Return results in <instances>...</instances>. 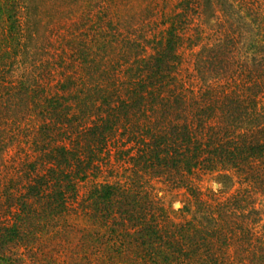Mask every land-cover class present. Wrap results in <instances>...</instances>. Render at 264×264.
<instances>
[{
	"label": "trees",
	"instance_id": "1",
	"mask_svg": "<svg viewBox=\"0 0 264 264\" xmlns=\"http://www.w3.org/2000/svg\"><path fill=\"white\" fill-rule=\"evenodd\" d=\"M260 206L264 0H0V264H264Z\"/></svg>",
	"mask_w": 264,
	"mask_h": 264
},
{
	"label": "rangeland",
	"instance_id": "2",
	"mask_svg": "<svg viewBox=\"0 0 264 264\" xmlns=\"http://www.w3.org/2000/svg\"><path fill=\"white\" fill-rule=\"evenodd\" d=\"M186 57V55H185ZM194 180V183L199 187V189L202 192V197L206 199V196L208 192H216L220 190V185L216 180V176H210V175H202L198 174L192 178ZM102 179H97V181H100ZM153 185L155 186L158 191H156L157 198H159L164 206L174 212L177 210L183 209L185 207H189L190 210L193 211V208L190 204V197L184 190H174V189H168L164 188V186L159 182H153ZM84 190V189H83ZM236 190V186L231 185L228 193H233ZM263 205V204H262ZM260 209L264 216V206H260ZM177 221H180L181 219H187L190 217V214H175L174 215ZM264 218V217H263Z\"/></svg>",
	"mask_w": 264,
	"mask_h": 264
}]
</instances>
